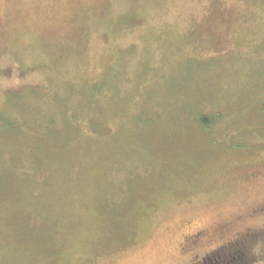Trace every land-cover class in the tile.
<instances>
[{"label": "rangeland", "instance_id": "obj_1", "mask_svg": "<svg viewBox=\"0 0 264 264\" xmlns=\"http://www.w3.org/2000/svg\"><path fill=\"white\" fill-rule=\"evenodd\" d=\"M239 241L264 264V0H0V264Z\"/></svg>", "mask_w": 264, "mask_h": 264}, {"label": "trees", "instance_id": "obj_2", "mask_svg": "<svg viewBox=\"0 0 264 264\" xmlns=\"http://www.w3.org/2000/svg\"><path fill=\"white\" fill-rule=\"evenodd\" d=\"M243 243L245 242L243 241ZM243 243L239 241L232 245H229V243L223 245L212 252V255L205 256L193 264H250L255 258L252 255H248L245 250L246 245H241Z\"/></svg>", "mask_w": 264, "mask_h": 264}]
</instances>
